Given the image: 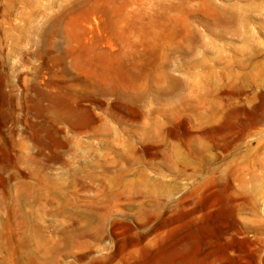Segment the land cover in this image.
<instances>
[{
  "label": "rangeland",
  "instance_id": "374dc122",
  "mask_svg": "<svg viewBox=\"0 0 264 264\" xmlns=\"http://www.w3.org/2000/svg\"><path fill=\"white\" fill-rule=\"evenodd\" d=\"M0 264H264V0H0Z\"/></svg>",
  "mask_w": 264,
  "mask_h": 264
},
{
  "label": "bare ground",
  "instance_id": "6f19581e",
  "mask_svg": "<svg viewBox=\"0 0 264 264\" xmlns=\"http://www.w3.org/2000/svg\"><path fill=\"white\" fill-rule=\"evenodd\" d=\"M10 208V207H9ZM15 210V209H14ZM14 214V213H13ZM17 215V214H16ZM19 229V228H18ZM69 241H70V239H69ZM16 251V250H15ZM11 256H13V255H11ZM19 256V255H18ZM34 258V257H33ZM21 261V260H20Z\"/></svg>",
  "mask_w": 264,
  "mask_h": 264
}]
</instances>
